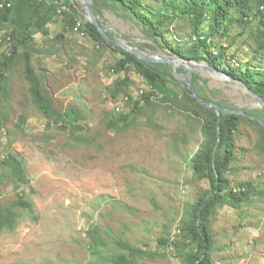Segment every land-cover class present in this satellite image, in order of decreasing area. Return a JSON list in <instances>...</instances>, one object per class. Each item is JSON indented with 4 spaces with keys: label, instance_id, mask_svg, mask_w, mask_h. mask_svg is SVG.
<instances>
[{
    "label": "rangeland",
    "instance_id": "rangeland-1",
    "mask_svg": "<svg viewBox=\"0 0 264 264\" xmlns=\"http://www.w3.org/2000/svg\"><path fill=\"white\" fill-rule=\"evenodd\" d=\"M9 3V19L0 17V162L15 157L29 183L2 168L0 207L21 196L33 211L13 208L15 228L0 231V264H112L117 257L191 264L196 246L186 226L197 200L210 194L208 167L196 162L207 142V116L180 83L196 74L203 97L264 122V110L232 76L264 75V48L255 43L264 8L246 24L239 21L242 9L232 10L231 24L207 42L206 57L218 64L200 61L209 69L187 57L195 40L191 24L169 0H143L166 15L153 32L123 9L103 8L96 16L110 37L191 64L154 90L144 79L146 62L92 37L80 0ZM143 9L136 12L144 17ZM63 12L80 31L66 29ZM208 29L206 17L202 30ZM27 68L50 118L32 100ZM167 71L173 73L169 65ZM237 116L223 176L229 187L250 185L253 195L238 207L217 204L204 222L210 262L264 264V129Z\"/></svg>",
    "mask_w": 264,
    "mask_h": 264
},
{
    "label": "trees",
    "instance_id": "trees-1",
    "mask_svg": "<svg viewBox=\"0 0 264 264\" xmlns=\"http://www.w3.org/2000/svg\"><path fill=\"white\" fill-rule=\"evenodd\" d=\"M10 0H3V8H0V17L3 21L9 19L12 14V5ZM171 3L172 11L176 14L184 13L188 16L191 24V30L194 35V41L192 43L191 50H189L190 56L194 61H206L209 65L216 67L218 64L213 59H208V41L211 37L218 32L221 25L227 28L232 22V10L242 9L243 18L239 21L246 24L251 13L255 9L264 8V0H169ZM68 2V0H67ZM143 0H93V11L98 16L99 12L103 8H115L123 9L129 12L130 15L145 26L149 31L159 30L163 23L161 19L166 18V15L160 11H156L152 8H148L142 5ZM144 7V9L142 8ZM51 9L53 8L50 7ZM138 10H145L146 16H140ZM209 8V10H206ZM63 21L65 26L73 25V17L68 12H63ZM43 19V15L39 16ZM209 18V29L207 31L202 30V24ZM264 25V15H262V22ZM89 32L95 40L104 42L99 32L93 25H89ZM255 43L258 48H264V29L258 32ZM116 50L121 51L119 47L115 46ZM179 53V52H177ZM182 55V54H179ZM123 62H121V67ZM168 65L157 62H146L144 79L151 89L162 90L165 85L171 81L173 73L167 71ZM237 75L232 74L235 79L244 84L250 91L264 100V75L259 72L246 70ZM26 76L30 82V93L32 100L38 105L41 112L47 117H51L49 110V102L42 95L39 87L38 80L32 75L30 70L26 69ZM192 86L199 99L204 102L215 104L221 108L228 109L218 102L211 101L202 96L204 89V82L196 74H190ZM201 83V84H200ZM180 85L184 90L190 94L188 87V79L185 78L184 82ZM194 100V99H193ZM194 102L206 113L207 122L204 126V132L206 134L207 142L199 152L196 162L199 164H205L208 167V180L210 186V194L201 196L193 207L192 218L186 226L187 236L190 242L195 244L196 251L193 255V261L191 264H211L210 252L212 241L209 236L208 230L204 225L209 215L212 213L213 208L217 205H226L229 207H238L242 204L248 203L253 195L250 185L240 184L235 187H229L227 181L224 179L225 165L228 162L232 149V134L237 126L238 116L232 113L221 112L219 117L217 113L209 108H206L195 100ZM244 114L254 117L256 119L248 118L250 121L264 129L257 119L259 114L253 113L247 110L242 111ZM243 116V115H241ZM219 136V143L215 150ZM215 153L213 155V152ZM6 168L10 176L19 183L28 184V180L25 177V171L22 164L13 156H7L0 162V170ZM19 208L21 210L33 211L31 203L24 200L21 196L13 203L12 207L1 208L0 207V231H11L15 228L17 222V214L13 211V208ZM136 253L142 254L141 251ZM86 264H94L89 262ZM112 264H136L132 261H127L123 257H117L113 259Z\"/></svg>",
    "mask_w": 264,
    "mask_h": 264
},
{
    "label": "water",
    "instance_id": "water-1",
    "mask_svg": "<svg viewBox=\"0 0 264 264\" xmlns=\"http://www.w3.org/2000/svg\"><path fill=\"white\" fill-rule=\"evenodd\" d=\"M86 10L89 22L91 23V25H93L96 30L99 32V34L101 35V37L109 44L119 47L122 50H124L125 52L130 53L131 55L135 56L136 58H138L139 60L143 61V62H158V63H164L169 65L172 68L173 74H177L176 69L177 68H183L186 65H189L191 67V64L189 63V61L184 60L185 62H183V58H177V57H172V56H168V55H164L161 57H157V56H151L148 55L146 53H144L143 51L139 50L136 47H133L132 45H130L127 42H123L121 40L112 38L109 36V34L107 33V31L101 26V24L99 23L97 16L94 14L93 11V0H80ZM193 63L195 64L196 67L198 68H202V69H209L206 66L202 65L200 62H196L193 61ZM188 79V87L190 90V94L193 97V99L199 103L200 105L212 109L217 113V116L219 117L221 112L224 113H232L235 115H243L246 117H249L251 119H256L254 117H250L246 114H244L241 110H231V109H224L221 108L215 104L212 103H207L202 101L201 99H199V97L197 96L195 90L193 89L192 86V81H191V77L187 76L186 77ZM239 83L249 92V94L257 101V106L261 107L264 110V102L261 100V98L259 96H257L256 94L252 93L244 84H242L240 81ZM257 121L264 126V122L261 121L260 119H257ZM219 143V136H218V140H217V144L215 146V150L217 148V145ZM215 150L213 152V155L215 153Z\"/></svg>",
    "mask_w": 264,
    "mask_h": 264
},
{
    "label": "built area",
    "instance_id": "built-area-1",
    "mask_svg": "<svg viewBox=\"0 0 264 264\" xmlns=\"http://www.w3.org/2000/svg\"><path fill=\"white\" fill-rule=\"evenodd\" d=\"M0 8H3V4H0ZM61 12V11H60ZM66 29L67 30H72V31H74V32H78V31H80V28H79V24H74L73 26H71V27H66ZM8 39V38H7ZM3 41V39H1L0 38V42H2Z\"/></svg>",
    "mask_w": 264,
    "mask_h": 264
}]
</instances>
